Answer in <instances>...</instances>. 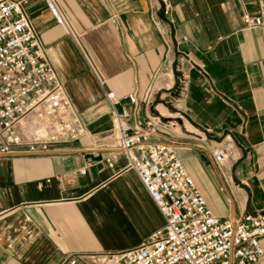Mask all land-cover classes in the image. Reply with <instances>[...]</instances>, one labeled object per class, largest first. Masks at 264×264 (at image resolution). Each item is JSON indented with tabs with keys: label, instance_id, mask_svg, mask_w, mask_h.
<instances>
[{
	"label": "crops",
	"instance_id": "0c3cea01",
	"mask_svg": "<svg viewBox=\"0 0 264 264\" xmlns=\"http://www.w3.org/2000/svg\"><path fill=\"white\" fill-rule=\"evenodd\" d=\"M169 1L164 18L159 0H58L72 36L41 0H28L25 11L88 135L53 154L0 153V264L123 251L163 226L125 155L111 147L106 92L122 99L130 126L160 120L149 143L174 149L215 216L264 213V18L261 28L242 23L264 0ZM133 94L136 105L124 100ZM178 109L218 139L235 131L206 142L172 122ZM228 140L240 160L219 171L201 143L226 150ZM260 245L264 252V238Z\"/></svg>",
	"mask_w": 264,
	"mask_h": 264
},
{
	"label": "built area",
	"instance_id": "2783aa9c",
	"mask_svg": "<svg viewBox=\"0 0 264 264\" xmlns=\"http://www.w3.org/2000/svg\"><path fill=\"white\" fill-rule=\"evenodd\" d=\"M54 22L75 36L58 7V0H41ZM164 18L173 5L159 0ZM28 0H0V153L45 155L88 135L57 79L46 50L25 11ZM259 15H243L245 29L261 28ZM110 105L111 147L121 152L157 207L163 226L137 247L67 256L60 264H258L264 258V213L221 219L207 206L183 162L171 146L149 143L161 125L151 118L130 126L122 99L106 92ZM136 105V95L124 98ZM217 170L230 152L202 143ZM220 190H223L222 188ZM227 204L232 201L226 199Z\"/></svg>",
	"mask_w": 264,
	"mask_h": 264
},
{
	"label": "rangeland",
	"instance_id": "374dc122",
	"mask_svg": "<svg viewBox=\"0 0 264 264\" xmlns=\"http://www.w3.org/2000/svg\"><path fill=\"white\" fill-rule=\"evenodd\" d=\"M176 82H177V86H178V88H177V92H178V94H175L174 95V97H177L178 99H181V95L182 94H184L185 93V87H186V80L183 78V77H181V78H179L178 80H176ZM171 103H169L168 105H166V107H168V109H169V111L170 112H174V110L172 109V107H170L171 105H170ZM182 110V109H181ZM177 113H178V115H177V119H173L172 120V122L173 123H175V125H177L178 124V121H180V122H184V124H185V128H186V130L187 131H190V132H195V133H198V132H200V134H199V136L200 137H202V139L204 138V141H208V140H223V139H225L224 138V135H230L231 133H233L234 131H235V128H227V130L226 129H224V133L222 134L223 135V137L220 139H218L216 136H215V134H214V130H211V131H205L204 129H208V128H206L205 126L204 127H200V128H198V127H191L190 125H188L186 122H185V120H187L188 121V119H187V112L186 113H182L181 111H179V109L176 111ZM189 115L191 116V114L189 113ZM204 115V114H203ZM205 117H207V115L205 116ZM197 121V120H196ZM189 122V121H188ZM191 125H192V123L191 122H189ZM204 128V129H203ZM203 143V142H202ZM201 143V144H202ZM224 147L225 148H228V149H226L228 152H230L231 154L229 155V157H228V159H227V161H226V163H228V162H239V160L240 159H238V157H239V153H238V149L236 148V144H233L230 140H228L227 142H225L224 144ZM235 153V154H234ZM235 163V164H236ZM156 212H157V210H155ZM157 215L159 216V214H158V212H157ZM158 220H159V223H158V225H157V227L158 226H162V224H163V221H162V218L159 216L158 217Z\"/></svg>",
	"mask_w": 264,
	"mask_h": 264
}]
</instances>
